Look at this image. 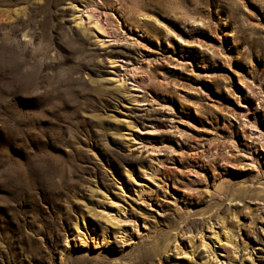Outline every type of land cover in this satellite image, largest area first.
<instances>
[{"label":"rangeland","instance_id":"374dc122","mask_svg":"<svg viewBox=\"0 0 264 264\" xmlns=\"http://www.w3.org/2000/svg\"><path fill=\"white\" fill-rule=\"evenodd\" d=\"M0 264H264V0H0Z\"/></svg>","mask_w":264,"mask_h":264}]
</instances>
